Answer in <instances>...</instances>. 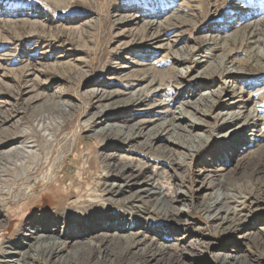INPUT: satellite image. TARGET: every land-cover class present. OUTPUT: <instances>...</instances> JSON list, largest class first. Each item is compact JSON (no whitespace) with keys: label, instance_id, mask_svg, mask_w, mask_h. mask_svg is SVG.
<instances>
[{"label":"rangeland","instance_id":"374dc122","mask_svg":"<svg viewBox=\"0 0 264 264\" xmlns=\"http://www.w3.org/2000/svg\"><path fill=\"white\" fill-rule=\"evenodd\" d=\"M140 89L137 107L122 100ZM94 90L119 91L110 121H145L131 138L96 132ZM232 95L242 114L227 120ZM174 116L198 121L196 151L182 146L193 144L187 130L171 137ZM0 135L1 150L37 144L25 164L0 155V256L40 232L61 233L65 249L36 243L23 264H185L194 253L195 264H228L235 250L264 264V0H0ZM154 179L188 194L183 214L125 198ZM246 214L214 231L218 217ZM133 232L201 241L167 260L146 244L126 249L119 235Z\"/></svg>","mask_w":264,"mask_h":264},{"label":"bare ground","instance_id":"6f19581e","mask_svg":"<svg viewBox=\"0 0 264 264\" xmlns=\"http://www.w3.org/2000/svg\"><path fill=\"white\" fill-rule=\"evenodd\" d=\"M147 84H145L144 87H146ZM234 88H236V87H234ZM225 90H226V88H225ZM231 91L233 92L235 90H231ZM118 92L119 91H117V90L116 91H106V90H94V91H92V97H94V103H95V106H96V111L93 112V114L90 117L89 121H91L92 119H96V122L99 124V127L96 130L97 133L106 135V134L111 133L115 128H117L118 129L117 134L121 138L123 137L125 139H128V138H131L130 131L132 129H135V128L139 129L140 128L139 125L141 123L145 122V121L141 120L142 122L141 121H137V122H135L134 124H132L130 126H125V125H120L117 122H113V121L109 120L112 117L111 116L109 118L107 117V116H109L108 115V111H109V108L113 107L112 101L110 102V100L113 97H115ZM143 92L146 93V90L144 91V89H140L139 93H138V91H135L129 97H127L125 99L123 98L122 100H124V101L126 100V102L128 104H130L131 106L137 107L145 99V95L146 94L143 93ZM241 101L235 100L234 96L233 95L231 96L230 101L227 103V105L234 106V107H236L238 109L234 110L232 112L225 113V114H227L226 115L227 118H228L227 120H229L231 118H235V117H233L234 115L235 116H240V114H242L241 109H239V108L243 107V103H241ZM67 106H69V105L67 104ZM10 116H12V115H10ZM21 119L22 118L19 117L14 122V127H13L14 131L19 127V123H20ZM104 120H106V121H104ZM183 120H184V117H178V116H174L173 117V120H172V123H171V126H172L171 127V130H172L171 131L172 132L171 137H173L174 134L177 133L178 130H182V129L187 130L189 132L188 134L190 135L193 132V129L196 127V125H197L196 123L198 122L195 117L192 118V120L189 119V120H191L190 121L191 123H189V124L188 123L187 124L183 123L182 122ZM9 133H11V130H9ZM4 135H6V133ZM200 135L201 134H199V133H196L194 135H190L192 140H193V142L191 140V142L193 144L190 147H186V145L185 146L182 145V146L187 148L191 152L196 151L199 148V146H198V144H195V142H199L196 139ZM1 139H2V135H0V140ZM169 141H171V138L169 139ZM35 146H37V144L35 145V142L33 140L31 142L30 141L29 142L28 141H26V142H18L14 146H12L10 148H7L5 150H1L0 149V155H2V156L5 155L8 159L15 157L14 160H17V162L19 161V162H21V164H23L25 159H31V158H33L34 155H36L35 153H36L37 150L34 149ZM19 155H21L22 157L19 158L18 157ZM115 155H116L115 161H118L120 163L122 162L123 164L125 163L123 161L128 159V158L124 159L125 158L124 155H120V154H115ZM35 158H36V156H35ZM35 158H33V159H35ZM37 160L38 159H36V161ZM132 163L127 164V168L129 170H131V168L134 167V166H132ZM19 165H20V163H19ZM35 165H37V164H35ZM22 167H23V165H22ZM22 167H21V169H22ZM49 170L51 172L52 168H50ZM50 172H49V174H50ZM26 175H27V173H26ZM1 176H3V175H1ZM139 176L140 175H134V176L132 175V177H135V178H139ZM25 178H27V176ZM1 181H2V178L0 177V184H1ZM10 181H12V180H10ZM170 184L175 189V192L173 194L169 195L168 191L167 192L164 191V185H163V183L161 181H159V179H154V180H152V182H151V180H149L148 183H146V181L142 180L139 183L140 186L134 192H132V193L129 192L128 195H126L125 198L126 199L127 198H132L133 196L146 198L149 201H154V204L160 205V207L163 208V209L162 208L161 209L164 210V212H165V214H164L165 217L168 216V217L172 218L173 215L180 216V214H183L182 211H184L185 209L182 208L181 206L177 207L176 203H178L180 200H182L183 204L187 203L188 202V194L186 192H181L182 187H180V185H178V184L175 185L173 183H170ZM5 185L9 186V180L8 179L5 181ZM107 187H108L109 190H111V191L113 190L114 193H118V192L122 191V188L125 187V184H123L122 182L113 181L111 183H107ZM10 188L12 189V186ZM205 188H204L203 185H201L199 187V190L200 191H202V190L206 191L207 189H205ZM11 189H9V190L12 191ZM0 190H2V189H0ZM2 192L3 191H1L0 196L2 195ZM205 194L210 195L207 192ZM117 199H119V198H117ZM212 200H213L212 201L213 204L208 203V204H204L203 205L205 208H207L208 211H210V209L212 207L214 208V207H216L218 205L219 200H220L219 195H217L214 198H212ZM247 216H248L247 214L245 216L244 215L243 216L240 215V217H237V216H233V217L232 216H230V217L229 216H220L217 219V222H216L217 225H215L216 227H215L214 231L226 230V231H230L231 232V231H233L235 229V226L238 223V220L245 219V217H247ZM3 223H4L3 220L0 219V226H2ZM183 224L189 225L188 222H184ZM58 234L60 235L61 233H58ZM58 234H56V233L45 234V233L38 232L36 235H33L32 232H31L30 235H25V238L23 239L24 242L18 243L17 246H11L10 245V246L7 247V250H8L7 255L6 256H0L1 264H23V262H24L23 260L27 259L28 257H30L31 261H33L36 257H35L34 254H30V252L33 249V247H35L36 243L40 244L41 246H44V247L48 248L49 251H53V250H56L58 252L59 251H63L65 249V247H66V241H62L61 238L58 237ZM114 236H116V235H114ZM139 236H140L139 232L128 233L127 235H125V237H123L122 235H119V237L121 238L120 241L123 240V244L126 246V249L128 247L129 250H131L135 246L137 247L138 245L146 244L145 249L147 247H152V248L155 249L154 253L160 254V255H168L167 260L170 259L177 252L183 253L185 255L191 254L190 252L194 248H196V246L201 241V240H198L199 238H197L195 244L192 243V244L187 245L186 243L185 244H179V243H175V242L172 243V244H167L166 242H159L158 243L156 241L155 237H152L151 239L144 237L142 239V238H139ZM106 237H109V236H106ZM239 237L241 239L244 238L243 235H239ZM26 238H27V240L25 241ZM177 240H182V239H177ZM263 242H264V240H263ZM154 245L156 247H154ZM235 251H233V253ZM74 253L75 252L69 254L68 257L72 256ZM141 253H143V251ZM233 253H229L227 255L225 254L224 255L225 257L223 256V258H225V259L227 258L228 264H258V263H255V261L253 259H251V258H244V257H242L241 255H239L237 253H235V254H233ZM217 256H222V255L220 253V254H217ZM154 257H155V255H152L151 258H154ZM131 261H132V258H130L129 261H127V263L131 262ZM195 263H196V256H195V253H194V254L191 255L190 262H186L185 264H195ZM31 264H32V262H31Z\"/></svg>","mask_w":264,"mask_h":264}]
</instances>
